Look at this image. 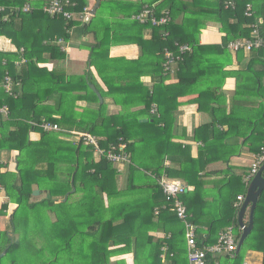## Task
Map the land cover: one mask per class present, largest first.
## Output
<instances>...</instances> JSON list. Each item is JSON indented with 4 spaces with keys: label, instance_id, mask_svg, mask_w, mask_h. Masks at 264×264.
<instances>
[{
    "label": "trees",
    "instance_id": "16d2710c",
    "mask_svg": "<svg viewBox=\"0 0 264 264\" xmlns=\"http://www.w3.org/2000/svg\"><path fill=\"white\" fill-rule=\"evenodd\" d=\"M69 1L75 4L73 12L82 11L87 6L86 0ZM157 1L149 0L146 6L153 8L155 17L168 14L169 21L165 26L133 23L130 33L124 37L121 32L113 36L110 28L103 29L98 35L94 24L96 13L91 21L80 27V34H91L95 39L89 50V62L104 90L90 69L83 75L74 76L41 66L66 58L57 41L60 38L67 40L66 31L75 25L73 21L50 17L42 11L39 1L33 4L31 11L23 13L14 9H21L26 0H0V6L6 7L0 13V36L9 39L17 50L23 48L25 59V63L16 68L14 61L20 58L19 54L0 53V66L4 60L6 66L3 72L0 70V83L7 72L14 83L15 95H7L0 84V106H6L9 113L8 119L0 116V150L18 153L15 182L0 176L5 192L18 205L13 221L19 223L28 213L39 210V206L56 215L58 209H62L56 204L57 200L67 198V204L70 195L90 199L88 202L93 201L91 212L84 209V213L74 215V220L81 229L90 230L85 235L92 234L94 246L91 252H95L96 264L108 263L110 257L132 250L134 264H162L163 246H167L166 264L188 263L184 228L170 211L171 203L165 200L158 184L162 177L178 180L187 187V192L179 198L190 221L197 227L198 247L214 245L228 227L233 228L238 243L242 231L237 222L239 209L234 204L237 196L246 193L250 168L242 176H237L229 162L240 154L242 148L256 156L264 147V91L258 85L250 91L237 88L227 106L219 92L223 80L232 73L223 72L218 84L215 79V57H229L228 43L249 39L252 24L258 25L263 40L257 60L264 70V0L253 1L251 18L244 16L245 0H192L190 3L161 0L155 6ZM226 1H233L235 8L224 9ZM181 15L182 19L178 21ZM4 17L7 19L2 21ZM208 22L217 24L224 34L220 45L199 44L200 31ZM144 29L152 30L148 40L143 39ZM118 44L138 45L140 57L127 67L109 61L110 47ZM183 45L189 46L190 51L171 65L178 81L165 84L164 51H170L176 59L180 55L178 47ZM253 52L257 51L236 54ZM188 62L194 65L195 74L182 71V66ZM139 66L152 69L139 71ZM145 75L151 77V86L140 81ZM17 84L21 86L19 91ZM91 85L103 100L111 99L120 108L119 112L108 115L106 104H100ZM195 86L199 87L197 97L190 102L196 103L198 111L208 114L211 121L195 129L193 139L200 141L202 147L198 156L192 158L190 146L175 142L171 133L172 112L181 105V99L189 95L186 87ZM242 87L248 88L246 85ZM77 101H85L88 105L77 111ZM152 106L156 107L155 113H152ZM141 119L148 121L141 123ZM42 122L88 132L98 139L104 150L110 147L118 150L125 145L130 163L120 173L105 159H97L90 147L60 141L56 135L30 124ZM7 128L10 130L5 134ZM33 132L39 134L36 141L30 139ZM7 142L14 145L9 146ZM42 154L46 155L44 163L39 161ZM165 161L170 165H165ZM217 161L226 167L219 171L223 179L215 183L209 178L216 171L209 172L206 168ZM34 188L46 192L48 199L31 202ZM105 196L110 201L106 210L109 215L102 202ZM119 198L128 200L112 201ZM155 208L160 209L157 216L153 215ZM66 220L72 224V215L59 216L53 223L49 241L54 243L57 225L66 223ZM242 223L247 226L248 215L245 214ZM155 229L169 238L154 242L148 232ZM249 251L262 254L264 264V189L256 203L252 231L235 253V258L208 255L207 260L209 263L218 260L219 264H242ZM49 252L51 261L57 258L55 248Z\"/></svg>",
    "mask_w": 264,
    "mask_h": 264
},
{
    "label": "crops",
    "instance_id": "0c3cea01",
    "mask_svg": "<svg viewBox=\"0 0 264 264\" xmlns=\"http://www.w3.org/2000/svg\"><path fill=\"white\" fill-rule=\"evenodd\" d=\"M38 1L41 2L43 8L44 5L47 4L50 0H26L25 4L29 3L32 9V7H34L33 4ZM96 1L97 0H86L87 6L82 11L74 12L72 21L75 23V25L67 29V40H64L62 38L58 40L62 41L61 43L57 42V44L60 46V51L65 53L66 58L62 61L57 62L50 61L48 63L42 64L41 66L47 68L48 70L57 69L61 73L74 76L83 75L84 72L90 69L97 82L105 90V87L99 79L96 70L93 67H90L89 62V50L95 43V39L91 34H80V27L83 24L91 21L92 17H94L97 13V18L95 19L94 24L95 27H97L98 35L102 34L103 29L110 28L112 31L111 34L113 36L119 35V33L121 32L122 37H124L125 35H128V33H130L133 27L132 25H134L133 23H137L133 20V16L138 14L144 7H146L149 0H99L95 13L93 16H91L90 12L95 7ZM182 1L190 3L192 0ZM160 2L161 0H158L154 5L157 6ZM4 8L6 9V7ZM84 10L89 11L90 14V17L86 22L83 21L82 17ZM6 19L7 17H4L2 21H5ZM181 19L182 15L179 17L178 21H181ZM151 33V29H144L142 32L143 39H150ZM223 36L224 34L220 32L219 26L217 24L208 22L206 24V27L200 31L198 41L200 45H220ZM21 50H23V48L17 50V48L10 42L9 39L0 36V53L20 55ZM260 53L261 51H257L256 53L253 52L251 54H236L229 51V57H215L216 84H218L219 80L222 78L223 72L226 71L232 73V75L227 76L223 80L222 87L219 92V96H223L224 98L225 105H230V100L236 94L237 88L250 91L258 85L261 87V90L264 91V70L257 60L258 57H260ZM140 55L141 50L138 45L118 44L110 47L108 58L111 62H120L123 66L127 67L131 62H135L140 57ZM18 60L14 61V66L16 68L22 65H16V62ZM5 67L6 66L4 60L0 66L1 72H3ZM137 69L139 71H149V69L152 68L139 66ZM181 69L188 75L195 74L196 72L195 67L191 62L183 65ZM6 73L7 72H5V74ZM175 74H169L166 78H164V83H177L178 80ZM140 81L148 86H151V77L149 75L141 76ZM1 82L3 83V80ZM2 83H0L1 87ZM242 85H246L248 86V88L242 87ZM16 87L19 91L21 86L20 84H17ZM190 88L186 87L189 95L182 98L181 105L177 108V110L172 112L174 120L171 135L175 138V142L182 143L183 146L189 145L191 157L196 158L199 154V149L202 147V143L193 139L194 131L202 125L210 123L211 119L208 114L198 111V105L196 103L190 102V100L197 97L196 93L199 90V87L195 86ZM251 99L252 98H250V100ZM255 100H257V98H255ZM221 101L223 102L222 98ZM103 102L106 104L107 109L109 107H111L112 109L110 113L106 110V113L108 115L116 114L119 112L120 108L116 106L111 99L106 98L103 100L102 98V103ZM76 105L78 107L77 111H80V109L85 108V106H87L88 104L85 101H77ZM92 107H95V105H92ZM2 118L8 119V116ZM146 120L148 121V119ZM9 130V128L5 129L4 133L8 134ZM46 133L54 134L57 136L58 140L75 145L72 142L63 139L59 134L55 132ZM38 138V133L33 132L30 134L31 140L36 141L38 140ZM7 145L12 146L14 145V143L7 142ZM220 145L222 144L220 143ZM239 153L240 154L238 156L232 157L230 159L229 165L232 167V171L235 175L242 176L250 168L255 156L250 154L246 148H242ZM17 155V151L14 150H0V176H3L6 180L15 182L17 178ZM45 159L46 155H40L39 161H41V163H44ZM165 165H170V163L168 161H165ZM125 166L116 167V169L118 172L123 173L125 170ZM225 167V164L218 161L209 164L206 169L209 172L216 171V174L212 175V178H209V180L215 183L217 181H221V179L223 178L219 176V171L224 170ZM34 191L39 190L34 188ZM36 195H32L31 202L38 203L42 200L48 199V195L46 192L39 191ZM11 199L12 198L10 197V195L5 192L2 180H0V264L97 263L95 252H91L93 251L92 248L94 246V240L91 237L92 234L85 235V233H90V230H84L86 227L81 229L76 225L74 220V215L76 214L79 216L82 212L84 213V209H87L91 212V203L93 201L88 202V200L90 199H82V195H70L67 204H65L67 202V198L57 200L56 204H59L58 207L61 206L62 209H58L56 215L55 213L49 212V210L45 208L43 209V207L39 206V210L35 209L32 211V213H28L26 218L24 217V219H21V221L19 220L20 222L16 224V221H13V216L18 205ZM124 199L128 200L127 198H123V200ZM82 200L85 201L79 203ZM118 200L121 201L122 198L113 199L112 201ZM102 202L104 204L106 212L108 202L110 201L105 196ZM106 214L109 215L108 212H106ZM245 214L248 215V210ZM68 215H72V224H69L70 221L66 220V223L57 225V231L55 232L57 235H55L54 238L55 241L54 243L52 242V240L49 241L50 238L48 237V235L53 232V223L58 221L59 216L65 217ZM70 233H72L71 238L69 237ZM148 235L153 237L154 242L165 237L166 239L169 238V235H164L161 231L156 229L149 230ZM54 248L57 250V258L51 261L49 250ZM109 249L112 250L113 248ZM132 251L110 257L108 263L105 261L104 264H113L117 261H119L118 264H134V255ZM211 257L214 258L216 256ZM218 257L223 258L224 256ZM214 262H217L219 264L218 260H215ZM244 263L262 264V254L249 251L243 259L242 264Z\"/></svg>",
    "mask_w": 264,
    "mask_h": 264
},
{
    "label": "built area",
    "instance_id": "2783aa9c",
    "mask_svg": "<svg viewBox=\"0 0 264 264\" xmlns=\"http://www.w3.org/2000/svg\"><path fill=\"white\" fill-rule=\"evenodd\" d=\"M253 1L245 0L244 16L246 18H251L254 14L253 11ZM224 9L233 10L235 8V3L233 1L224 2ZM75 7L73 3L69 0H50L44 5L42 11L49 15L50 17H61L66 22L72 21L74 12L72 9ZM31 6L26 3L21 9H14V11H21L23 13H28L31 11ZM5 11L4 7H0V13ZM83 21H88L90 14L89 11H83ZM133 20L140 25H150L152 27L165 26L169 17L167 13L161 14L159 17H155L153 13V8L144 7L138 14L133 16ZM251 37L249 39L234 40L228 43L227 49L232 53H237L239 51L250 52L252 50L259 51L263 48V40L259 34V29L257 24H252L250 27ZM61 43L62 41H57ZM179 57L176 59L170 51H164V61L162 67L164 69L165 77L172 73L171 65L175 60H181L186 53L190 51V47L187 45L179 46ZM23 50L20 51V58L16 62V65L25 63L23 57ZM14 83L11 77L6 73L3 78L2 87L6 94L9 96H15L13 94ZM156 112V107L152 106V113ZM8 109L6 106H0V116L7 117ZM32 127H37L43 132H55L59 134L63 139L72 142L75 145L83 144L92 149L95 157L97 159H105L115 167H123L130 163L129 155L126 153L125 145H121L118 150L114 147H110L108 150H104L100 147L98 139L88 132L68 130L59 127L56 124L49 122L42 123H30ZM264 164V147L261 148L260 153L254 157V160L250 166L248 176L246 180H250L257 173L258 169ZM158 184L161 187L162 193L167 202L171 203L170 211L175 214L177 220L182 223L185 232L186 241V252H187V262L188 264H218L217 262L209 263V256H224L230 260L235 258V253L237 252V242L236 236L233 232L232 227H228L219 235L217 242L214 245L206 247H198L196 242V232L197 227L190 221V217L187 214V209L185 205L180 200V195L187 192V187L178 180H171L165 177L158 179ZM244 200V196L239 195L236 198L234 207L240 209V206ZM160 209L155 208L154 215L159 214ZM242 231V229H241ZM166 251L167 246L162 247V255L160 256L162 264H166ZM246 264V263H244Z\"/></svg>",
    "mask_w": 264,
    "mask_h": 264
},
{
    "label": "water",
    "instance_id": "95a60500",
    "mask_svg": "<svg viewBox=\"0 0 264 264\" xmlns=\"http://www.w3.org/2000/svg\"><path fill=\"white\" fill-rule=\"evenodd\" d=\"M99 0L96 1L95 7L91 10L90 14L91 16L94 15L95 10L98 6ZM91 89L97 94L100 103H102V97L98 94L94 86H90ZM141 123H146L147 120H140ZM264 172V164L258 169L257 173L254 175V177L250 180L248 183V187L246 190V193L244 195V200L240 206V209L238 211L237 215V222L239 225V228L242 229L241 236L239 238V241L237 243V251L240 250L244 240L246 237L251 233L253 228V214L256 207V203L258 200L259 195L261 194L262 190L264 189V177L262 176ZM38 194L36 191L33 192V195ZM248 210V224L247 226H244L242 221L245 216L246 211Z\"/></svg>",
    "mask_w": 264,
    "mask_h": 264
},
{
    "label": "rangeland",
    "instance_id": "374dc122",
    "mask_svg": "<svg viewBox=\"0 0 264 264\" xmlns=\"http://www.w3.org/2000/svg\"><path fill=\"white\" fill-rule=\"evenodd\" d=\"M114 108H116V107H114ZM111 110H112V109H111V107H109V108L107 109V112H109V113H110V112H111ZM114 167H115V166H114ZM115 168H116V167H115ZM119 183H120V182H119ZM33 192H34V191H33ZM33 192H32V195H33ZM36 192L38 193L39 191H36ZM36 196H37V195H36ZM246 254H247V253H246ZM246 254H245V256H246ZM245 256H244V257H245Z\"/></svg>",
    "mask_w": 264,
    "mask_h": 264
}]
</instances>
